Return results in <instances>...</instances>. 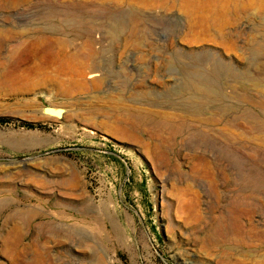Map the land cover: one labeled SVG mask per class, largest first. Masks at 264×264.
I'll return each instance as SVG.
<instances>
[{
  "label": "rangeland",
  "instance_id": "374dc122",
  "mask_svg": "<svg viewBox=\"0 0 264 264\" xmlns=\"http://www.w3.org/2000/svg\"><path fill=\"white\" fill-rule=\"evenodd\" d=\"M0 29L38 43L0 61V264H264V0H0Z\"/></svg>",
  "mask_w": 264,
  "mask_h": 264
},
{
  "label": "bare ground",
  "instance_id": "6f19581e",
  "mask_svg": "<svg viewBox=\"0 0 264 264\" xmlns=\"http://www.w3.org/2000/svg\"><path fill=\"white\" fill-rule=\"evenodd\" d=\"M67 19H69V18H67ZM76 24L77 23L74 20H66V21L64 20V21H62L61 18H58L57 17V18H54V21L53 22L51 20H49L47 22V24H46L47 26L45 25L47 27L45 31H47L49 33H52V34H65V31H67L69 29L71 30V28H73V26L76 27ZM6 34H7L6 30L0 29V61L1 60L3 61V60H6L7 59L9 61H18V62H21L24 59V56H25L23 53H27L33 47L38 46V43L36 41H34V39L30 40L29 37H27V38H24L22 40L20 39V43H19V45L17 47L10 48L11 42H10V44L8 43L10 46L9 45H8L9 47L6 46V48L8 47L7 50H6L5 49ZM17 41H19V40H17ZM15 44H16V42H15ZM12 45H13V43H12ZM93 73L90 74L89 78L90 77H96V76H98L97 74H93ZM19 76H21V74L17 73L16 71L8 72L7 73V77L4 78V80L7 81V82H12L14 80V78H17ZM101 78L102 77H98L95 80H99Z\"/></svg>",
  "mask_w": 264,
  "mask_h": 264
},
{
  "label": "water",
  "instance_id": "95a60500",
  "mask_svg": "<svg viewBox=\"0 0 264 264\" xmlns=\"http://www.w3.org/2000/svg\"><path fill=\"white\" fill-rule=\"evenodd\" d=\"M42 114L50 117H54L57 119H61L65 110L63 108H54L50 106H45L41 110Z\"/></svg>",
  "mask_w": 264,
  "mask_h": 264
},
{
  "label": "trees",
  "instance_id": "16d2710c",
  "mask_svg": "<svg viewBox=\"0 0 264 264\" xmlns=\"http://www.w3.org/2000/svg\"><path fill=\"white\" fill-rule=\"evenodd\" d=\"M27 126H29V127H30L31 125H27Z\"/></svg>",
  "mask_w": 264,
  "mask_h": 264
}]
</instances>
